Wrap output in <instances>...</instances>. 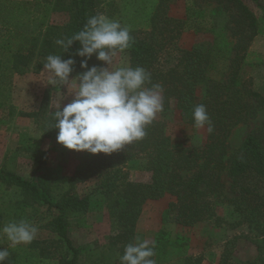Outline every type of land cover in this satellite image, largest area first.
Listing matches in <instances>:
<instances>
[{"label": "trees", "instance_id": "trees-1", "mask_svg": "<svg viewBox=\"0 0 264 264\" xmlns=\"http://www.w3.org/2000/svg\"><path fill=\"white\" fill-rule=\"evenodd\" d=\"M189 2L183 16H175L171 0H0V81L10 72L23 75L39 73L48 55H61L75 60L73 72L77 75L83 59L76 55L80 47L74 42L66 52L56 44L81 31L87 20L113 7L110 19L117 20L129 30L130 46L123 51L129 56V67H142L150 74V83L163 88V110L172 103L185 121L194 126L193 109L203 104L213 125L207 131L206 141L200 146H174L164 124L154 120L146 129L147 135L112 154H91L76 165L71 175L42 173L47 151L34 147L35 168L32 179L0 167V227L26 219V208H45L39 217L45 220L43 229L54 237L34 238L25 247H10L11 256L5 264H79L85 252L95 255L90 264H109L105 251L98 252L85 246H75L69 237L70 226H79L93 202L101 201L108 210L112 224L109 249L124 254L132 243L137 220L146 200L167 195L163 222L172 221L192 226L215 216L216 225L224 222L215 215L218 206L228 210L230 226L247 225L254 236L249 241L257 254L250 260L235 255L236 238L226 240L216 264H264V95L253 88L246 61L249 47L261 32V23L244 0H186ZM199 1H215L221 6L219 17L209 21L207 32L213 35L211 46L196 44L183 48L181 34L192 14L200 15ZM264 7L259 0H252ZM115 7V9H114ZM196 9V10H195ZM50 12H65L68 19L61 23L46 20ZM199 30V26H197ZM225 33L232 38L227 47ZM221 61L225 74L214 78L211 66ZM95 54L88 66L102 67ZM203 88L201 98L196 92ZM50 90L46 89L39 108L20 112L34 118L44 138L56 139L57 130L49 129L51 112ZM6 99V98H5ZM0 97V109H6ZM10 108V107H9ZM261 112V126L248 133L240 147L230 152L227 175L235 193L223 194L220 172L228 154L227 138L232 129ZM207 127V126H206ZM150 173V181H132L130 172ZM93 180L85 194L76 191V185ZM53 210L56 213H53ZM39 222V223H40ZM42 224V223H40ZM156 264H203L199 254H184L173 260L167 258L172 243L160 230L156 237ZM91 252V253H90ZM117 264H120L118 260Z\"/></svg>", "mask_w": 264, "mask_h": 264}, {"label": "rangeland", "instance_id": "rangeland-1", "mask_svg": "<svg viewBox=\"0 0 264 264\" xmlns=\"http://www.w3.org/2000/svg\"><path fill=\"white\" fill-rule=\"evenodd\" d=\"M28 1L30 3L34 2V0ZM244 1L255 12L261 23V32L251 43L246 61L249 74L253 79V88L264 95V12L258 3L252 0ZM259 1L264 7V0ZM171 3L189 5L186 0H171ZM199 3L200 7L197 12L200 11V15L192 14L181 34L179 44L183 48H189L196 44L211 46L213 35L207 32L208 23L211 19L219 17L221 6L215 1H199ZM112 9L113 7H107V13H113ZM67 19L68 14L65 12H50L46 16V20L57 24H61ZM197 26H199V30H197ZM225 37L227 39L226 45L230 47L232 43L230 34L225 33ZM106 66L103 62L102 67ZM121 66H129L128 53L115 52L111 67L115 69ZM209 74L214 78L221 77L225 74L224 64L218 61L217 64L211 66ZM29 75V78H22L21 81H18V79L14 80L12 74H9L7 80L0 81V97L6 98V105H10V108L5 106L6 109H0V167L9 169L25 179H32L35 168L33 158L37 156L32 149L38 147L47 151V161L43 166L42 173L71 175L75 171L76 165L82 161L80 157L88 158L91 154L86 151H80L77 156V151L64 148L56 142V139L44 138L42 130L34 118L21 116L19 113L36 111L40 106L46 89L50 90V109H55L61 99V106L66 105L71 102L73 97L67 94L66 86L60 89L59 85H48V75L44 71L42 73L30 72ZM74 76L76 75L70 76L69 79ZM202 94L203 88L199 87L196 92L197 98H201ZM262 119L261 112H258L255 116L249 118L247 122L240 123L232 129L227 138L228 154L224 157L223 165L227 163L230 152L240 147L245 136L261 126ZM155 120L164 124L165 130L174 146H200L206 141L207 127L197 128L188 124L175 108L174 103L171 104L168 110L158 113ZM132 171H137L132 177L133 180L150 181V173L138 170ZM220 179L223 194L228 197L234 196L235 193L230 188L231 179L227 175L225 165L220 172ZM92 185L93 180L77 184L76 191L80 194H85ZM166 204V199H159L144 204V212L140 214L141 217L139 216L137 220L132 244L145 240L153 242L159 231L163 230L164 237L172 243H176L168 248L167 258L169 260L187 253H201L204 257L203 264H216L224 242L232 238H236L235 255L237 257L244 259L256 256V247L249 241L254 236V232L250 231L245 224L238 226L228 225L226 221L230 219L228 210L225 207L218 206L215 209V215H219L224 219V222H221L220 225H216L215 216H213L192 226H183L172 221L163 222L161 220ZM44 211L45 208L42 206L28 207L24 212V216L26 217L25 220L37 227L35 238L51 239L54 235L40 227L45 220L40 222L42 217H39V215ZM53 213H56V211L53 210ZM68 234L75 246H85L96 254L105 251L110 259L109 264H117L118 260H120L118 251L108 247L109 236L112 235V224L108 210L101 201L93 202L83 216L81 225L70 226ZM25 246L26 244H20L16 247ZM0 247L10 248L9 242L2 235H0ZM94 257L95 255L85 252L79 256V264H90ZM46 264H56V261L49 260Z\"/></svg>", "mask_w": 264, "mask_h": 264}, {"label": "clouds", "instance_id": "clouds-1", "mask_svg": "<svg viewBox=\"0 0 264 264\" xmlns=\"http://www.w3.org/2000/svg\"><path fill=\"white\" fill-rule=\"evenodd\" d=\"M129 30L119 21L104 14L90 17L83 29L67 39H58L56 44L65 50L74 42L80 47L76 52L83 59L80 68L86 69L69 79L75 60L62 59L61 55H48L43 70L49 79L48 85L67 87L71 102L51 112L49 129H56V142L64 148L77 152L105 155L118 152L126 145L142 140L147 127L158 113L163 111V88L150 83V74L142 67L121 66L113 69V56L130 46ZM95 54L106 67L88 66V59ZM194 126L212 133L213 125L203 104L193 109ZM37 227L25 219L11 221L0 227V235L10 247L29 244L35 238ZM155 243L147 240L125 246L120 264H156L151 259ZM8 248L0 247V264L9 260Z\"/></svg>", "mask_w": 264, "mask_h": 264}, {"label": "crops", "instance_id": "crops-1", "mask_svg": "<svg viewBox=\"0 0 264 264\" xmlns=\"http://www.w3.org/2000/svg\"><path fill=\"white\" fill-rule=\"evenodd\" d=\"M16 1V0H15ZM25 1H28V0H25ZM185 1V0H184ZM171 7H172V9L173 10H175L176 9V12H174L173 14L175 15V16H183L184 15V9H185V7H186V5L183 3L182 5H180V4H172L171 3ZM106 14V16H110L111 14H108L107 12L105 13ZM112 16V15H111ZM201 16H202V13H201ZM43 69V68H42ZM42 69L40 70V72L42 73L43 71H42ZM31 72V71H30ZM30 72H27V73H25V74H23V75H19V74H16V73H14V72H10V74H12V77L14 78V80L15 79H18V81H21L22 80V78H24V79H27V78H29L30 77V75H29V73ZM34 73V72H33ZM79 155V152H77V156ZM82 160L84 159V156L83 157H80ZM135 172H137V171H131L130 172V180H132V181H139V180H133V175H134V173ZM146 173V172H145ZM146 182V181H145ZM148 182V181H147ZM160 199H168V197H167V195L166 196H164V197H162V198H160ZM156 200H159V199H149V200H146V202H154V201H156ZM145 202V203H146ZM144 203V204H145ZM148 208V207H147ZM146 209V208H145ZM144 212V208H142V212L141 213H143ZM143 215V214H142ZM141 217V216H140ZM155 241V240H154ZM255 257V255L254 256H252V257H249V258H244V259H242V260H250L251 258H254ZM239 259H241L240 257H238ZM215 263V262H214ZM209 264V263H208Z\"/></svg>", "mask_w": 264, "mask_h": 264}]
</instances>
